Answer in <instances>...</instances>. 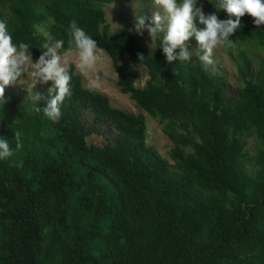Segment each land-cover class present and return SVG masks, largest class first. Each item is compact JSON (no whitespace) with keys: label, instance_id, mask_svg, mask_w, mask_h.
I'll use <instances>...</instances> for the list:
<instances>
[{"label":"trees","instance_id":"obj_1","mask_svg":"<svg viewBox=\"0 0 264 264\" xmlns=\"http://www.w3.org/2000/svg\"><path fill=\"white\" fill-rule=\"evenodd\" d=\"M110 2L0 0V20L32 60L43 51L35 25L67 48L76 21L112 60L120 92L163 125L172 163L147 145L145 116L85 88L74 63L58 122L34 110L46 86L32 88L39 101L6 87L0 137L12 156L0 160V264H264V25L246 13L229 37L258 58L257 70L239 66L240 92L229 99L200 61L168 63L159 44L145 49L128 28L110 34Z\"/></svg>","mask_w":264,"mask_h":264},{"label":"clouds","instance_id":"obj_2","mask_svg":"<svg viewBox=\"0 0 264 264\" xmlns=\"http://www.w3.org/2000/svg\"><path fill=\"white\" fill-rule=\"evenodd\" d=\"M213 5L218 11L223 10L228 18L219 19L215 13L205 14L198 0H151V8L155 10L150 17L144 13L135 16L133 27L140 35L146 29L152 43L159 41L168 63L188 62L192 54L187 42L194 38L199 50L198 59L207 67L214 63L215 48L234 47V41L229 37L242 27L241 17L246 13L254 18V25H264V0H214ZM197 24L202 27H197ZM34 28V35L43 37V51L35 62L29 51L30 45L22 41L13 43L7 23L0 20V105L5 102V89L10 85L28 81L33 89L38 85L46 86V102L43 107L34 104V110L42 111L55 123L62 115L61 105L71 95L70 54L75 55L76 67L81 71L92 70L97 58V42L76 21L70 22L67 48L64 39L55 38L41 25L37 24ZM33 98L39 101L42 97L35 93ZM16 146L19 147V143ZM11 156L8 139L0 137V160Z\"/></svg>","mask_w":264,"mask_h":264},{"label":"rangeland","instance_id":"obj_3","mask_svg":"<svg viewBox=\"0 0 264 264\" xmlns=\"http://www.w3.org/2000/svg\"><path fill=\"white\" fill-rule=\"evenodd\" d=\"M198 4L202 5V10L205 14L215 13L219 19H222L227 14L223 10H217L214 7V0H198ZM155 9L151 8V0H111L105 6L107 22L110 25V34H116L122 28H128L139 40L142 46L151 50L156 48L159 41L152 43L151 37L147 30L143 34H137L134 30L135 16L144 13L146 17H150ZM146 23L148 21L146 20ZM197 27L202 25L197 24ZM157 44V46H156ZM188 50L191 58L187 64H196L198 61V45L194 38H190L187 42ZM72 56V63L76 65V57ZM96 62L92 70L81 71L76 67V72L82 78V83L85 88L94 89L97 92L108 97L110 104L120 110L128 113H142L146 119L148 146L154 147L164 159L170 163L169 151L173 147L171 141L163 132V125L157 119L152 118L144 112L139 106L130 99L126 94L120 92L117 86L116 68L107 53L96 49ZM212 65L205 67L208 72L218 74L224 81L226 94L229 99H234L240 92V79L238 75L239 66H246L251 70H257L258 58L257 50L252 45L239 46L234 42V47L225 48L218 46L213 51ZM35 62V60H33ZM201 62V61H200ZM202 63V62H201ZM138 73L137 87H143L147 80V73L144 67H136ZM13 91L21 96L22 99L33 101V93L30 82L21 81V83L11 87ZM89 141L94 143H102V138H89ZM258 149L256 137L253 135L247 139L246 152L249 157L254 156Z\"/></svg>","mask_w":264,"mask_h":264}]
</instances>
